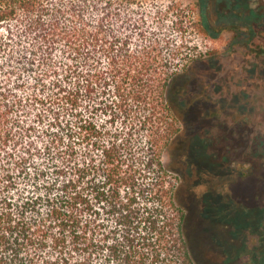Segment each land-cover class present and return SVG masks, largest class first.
Returning <instances> with one entry per match:
<instances>
[{"label": "trees", "instance_id": "obj_1", "mask_svg": "<svg viewBox=\"0 0 264 264\" xmlns=\"http://www.w3.org/2000/svg\"><path fill=\"white\" fill-rule=\"evenodd\" d=\"M149 12L141 0H0V264H205L164 158L190 59ZM255 16L239 14L235 39L240 23L250 42L262 33ZM200 172L199 218L241 221L235 189L214 193Z\"/></svg>", "mask_w": 264, "mask_h": 264}, {"label": "rangeland", "instance_id": "obj_2", "mask_svg": "<svg viewBox=\"0 0 264 264\" xmlns=\"http://www.w3.org/2000/svg\"><path fill=\"white\" fill-rule=\"evenodd\" d=\"M141 1L150 30L167 31L190 59L170 96L180 132L164 158L178 177L177 200L192 218L197 254L205 264H264L254 240L264 227V30L250 42L245 25L236 26V39L232 28L244 11L262 21L264 0ZM208 168L216 181L210 191L239 195L234 225L199 218L197 187Z\"/></svg>", "mask_w": 264, "mask_h": 264}, {"label": "flooded vegetation", "instance_id": "obj_3", "mask_svg": "<svg viewBox=\"0 0 264 264\" xmlns=\"http://www.w3.org/2000/svg\"><path fill=\"white\" fill-rule=\"evenodd\" d=\"M233 220V219H232Z\"/></svg>", "mask_w": 264, "mask_h": 264}]
</instances>
